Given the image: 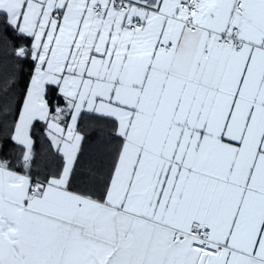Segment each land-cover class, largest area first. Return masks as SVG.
I'll return each instance as SVG.
<instances>
[{"label": "snow or ice", "instance_id": "obj_1", "mask_svg": "<svg viewBox=\"0 0 264 264\" xmlns=\"http://www.w3.org/2000/svg\"><path fill=\"white\" fill-rule=\"evenodd\" d=\"M0 264H264V0H0Z\"/></svg>", "mask_w": 264, "mask_h": 264}]
</instances>
